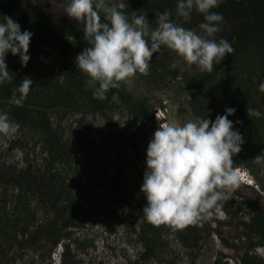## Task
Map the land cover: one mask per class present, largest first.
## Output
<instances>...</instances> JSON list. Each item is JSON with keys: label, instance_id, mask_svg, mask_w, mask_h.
<instances>
[{"label": "trees", "instance_id": "16d2710c", "mask_svg": "<svg viewBox=\"0 0 264 264\" xmlns=\"http://www.w3.org/2000/svg\"><path fill=\"white\" fill-rule=\"evenodd\" d=\"M20 2L21 5H17L15 0H0V22L3 21V16H11L20 24L22 31L34 33L29 46L30 60L26 66H21L18 56L7 54L6 64L13 80L0 85V110L8 112L12 118L23 119L28 123L29 128L39 137L43 155L39 161L33 159L20 167L0 161V183L16 189L10 218L7 219L10 230L3 233H9V239L20 246L36 247L42 242L48 244L47 256L58 246L60 251L57 264H77L73 261L69 245L78 239L75 230L83 224L84 211L80 203L70 199L71 191L62 177L70 164L73 149L71 143L59 134L58 128L50 123L49 112L63 113L72 108L88 109L102 115L110 129L111 140L121 138L129 147L131 175L134 179L143 178L146 153L138 141L126 134L128 122L125 126H120L104 115L105 98L113 96L116 89H110L104 99H98L93 94L94 88L83 82L75 57L91 45L83 38L84 31L78 28V21L53 25L40 4L32 0ZM139 11L140 14H146L151 23H156V16L164 11L171 14L173 22L185 23L182 17L176 15L174 1L144 2ZM214 11L223 16L226 12L233 11L236 22L232 25L227 40L234 52L222 61L226 69L220 77L214 75L206 82V86L197 83L196 87L188 89L190 105L196 118L205 116L211 120L217 115H223L226 108L234 107L236 112L228 118L234 122V128L239 129L245 140L238 155L253 161L260 152L264 155V115L257 118L247 114L248 108L264 113V92L259 90L264 76H258L253 81L257 76L255 73L259 69L264 70V0H223L222 6ZM101 18L103 20L104 17L101 15ZM68 38H73L76 44ZM251 62L256 63L251 65ZM26 76L33 80V84L23 106L19 107L12 103L15 98L12 93ZM129 110L133 120L144 118L149 123L154 121V112L142 101L131 103ZM237 120L242 123H235ZM115 156L121 161L119 152ZM237 164L234 162V167ZM110 180L111 194H114L124 180L122 165L114 171ZM29 195L36 199L37 206L41 209L42 216L38 221H33L34 213L27 203ZM87 195L90 200L97 201L92 193ZM141 196V223L135 225V212L131 206L121 217L133 232L137 230L142 243V251L131 264H143L153 257L160 228L171 226L149 223L142 212L146 200L143 193ZM220 203L221 211L225 214H229L233 206L235 214L240 209L232 195L227 201ZM239 226L244 248L238 250L236 263L260 264L261 260L253 253V249H264V207H254L246 220L239 221ZM181 232L185 240L195 242L197 237L191 224ZM219 261L220 258L215 257L212 264H218Z\"/></svg>", "mask_w": 264, "mask_h": 264}, {"label": "rangeland", "instance_id": "374dc122", "mask_svg": "<svg viewBox=\"0 0 264 264\" xmlns=\"http://www.w3.org/2000/svg\"><path fill=\"white\" fill-rule=\"evenodd\" d=\"M32 1L42 6L53 25L75 21L65 13L68 0ZM153 1L165 2L128 0V7L124 11L131 20L134 14H140L139 10L144 2ZM171 1L177 6V0ZM15 2L21 5L20 0ZM101 15L104 17L103 12ZM223 17L221 30L216 34L217 40H227L231 27L236 22L233 11L226 12ZM201 22L203 18L193 11L191 19L180 25L199 31L198 25ZM152 25L155 27L156 23ZM78 28L84 31V21L78 22ZM68 40L76 44L73 38ZM255 63L251 62V65ZM225 69L226 65L221 62L214 66L211 73L201 71L195 65L189 66L172 50L162 47L149 62L148 75L137 73L136 76L120 82L114 95L105 98L104 115L120 126H125L128 122L126 134L132 140L138 141L146 153L148 143L160 124L172 121L183 124L197 119L190 105L188 89L196 87L197 83L206 86L212 76L220 77ZM80 74L83 82L87 84L86 74L82 71ZM255 74L257 76L253 78L254 82L258 76H264V70L259 69ZM12 95L16 97L19 93L14 90ZM137 101L144 102L154 112L153 122L149 123L144 118L133 120L130 117L129 105ZM10 119L19 125V129L12 137L0 135V161L15 167L23 166L33 159L39 161L43 153L38 135L29 128L25 120L12 117ZM49 121L71 143L73 154L62 177L71 191L70 199L80 203L84 211L83 224L75 230L78 239L69 245L73 261L77 264H131L142 251V243L137 236V230L133 232L121 217L131 206L135 212V225L141 223L140 187L143 178L134 179L131 175L129 147L121 138L111 140L105 118L88 109L70 108L63 113L50 111ZM117 152L121 161L115 156ZM261 155L262 152L258 156ZM233 162L238 163L236 168L240 173V185L231 193L240 207L236 214L235 206L230 208L229 214L223 213L221 208L219 211L210 209L205 214L206 218L191 224L197 237L194 243L183 238L181 231L186 226L160 228L154 256L143 264H212L215 257L220 258L218 264H237L238 250L244 248L239 221L246 220L254 207H264V160L258 163L236 154ZM120 165L124 167V180L118 190H115L116 194H111L110 179ZM15 191L11 186L0 183V264H48L50 261L57 264L60 251L58 246L47 256L49 246L46 243L42 242L36 247L20 246L9 239V233L8 236L4 235L3 232L10 230L7 219L10 218ZM89 193L97 198L96 202L90 200L87 195ZM27 203L34 213L33 221L40 220L42 213L36 199L29 195ZM253 253L260 258V264H264V249L256 247Z\"/></svg>", "mask_w": 264, "mask_h": 264}, {"label": "clouds", "instance_id": "9594fccd", "mask_svg": "<svg viewBox=\"0 0 264 264\" xmlns=\"http://www.w3.org/2000/svg\"><path fill=\"white\" fill-rule=\"evenodd\" d=\"M222 2L177 0L176 15L185 21L191 19L193 11L203 16L199 31H194L173 22L168 11L156 16L155 27L144 13L134 14L130 20L124 11L128 0H68L65 13L78 22L84 21L83 38L91 45L75 57L76 67L86 74L87 84L94 88L98 99H104L110 89L137 73L148 75L149 62L162 47L172 50L189 66L211 73L234 52L228 40L216 39L224 17L214 9ZM33 35L29 30L22 31L13 17L3 16L0 85L13 80L6 64L8 53L18 56L21 66L29 62ZM32 84L33 80L26 76L12 103L22 107ZM259 90L264 92V82L259 84ZM235 112L234 107H228L214 120L202 116L183 124L172 121L155 130L146 149L140 187L146 200L142 212L149 223L175 228L195 224L206 218L210 209L219 211L220 202L227 201L239 187L240 173L234 167L233 156L241 152L245 140L228 118ZM247 114L257 118L264 115L255 108H248ZM18 129L8 112L0 110V135L12 137ZM255 160L261 162L264 155Z\"/></svg>", "mask_w": 264, "mask_h": 264}]
</instances>
